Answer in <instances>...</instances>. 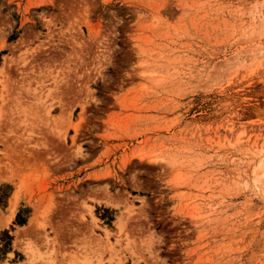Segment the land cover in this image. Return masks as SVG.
Returning a JSON list of instances; mask_svg holds the SVG:
<instances>
[{
    "label": "rangeland",
    "instance_id": "obj_1",
    "mask_svg": "<svg viewBox=\"0 0 264 264\" xmlns=\"http://www.w3.org/2000/svg\"><path fill=\"white\" fill-rule=\"evenodd\" d=\"M0 108V264H264V0H0Z\"/></svg>",
    "mask_w": 264,
    "mask_h": 264
},
{
    "label": "bare ground",
    "instance_id": "obj_2",
    "mask_svg": "<svg viewBox=\"0 0 264 264\" xmlns=\"http://www.w3.org/2000/svg\"><path fill=\"white\" fill-rule=\"evenodd\" d=\"M1 108H2V107H1ZM1 108H0V109H1ZM0 113H1V110H0ZM259 161H260V160H259ZM261 164L264 165V162H262ZM258 166H259V165H258ZM258 166H257V167H258ZM257 167H256V168H257ZM260 168H261V170H262V169L264 170L263 166H262V167L260 166ZM254 170H255V169H254ZM261 170L259 169L258 171L261 172ZM263 170H262V172H263ZM257 176H258V175H257ZM257 176H256V177H257ZM259 176H260V175H259ZM261 176H264V173H263ZM259 178H260V177H259ZM257 179H258V178H257ZM263 179H264V177H263ZM258 180H259V179H258ZM259 181H260V180H259ZM15 195H16V194H15ZM15 195H14V196H15ZM14 196H12V197H14ZM13 201H14V200H13ZM12 206H13V204H12ZM12 214H13V211L10 213V216H9V217H11ZM29 225H30V224H29ZM33 225H34V224H33ZM21 230H23V228H22ZM18 232H19V231H18ZM20 233H21V232H20ZM18 235H19V233H18ZM21 236H22V235H21ZM17 238H18V237H17ZM20 238H21V237H20ZM17 240H19V239H17ZM16 243H17V242H16Z\"/></svg>",
    "mask_w": 264,
    "mask_h": 264
}]
</instances>
